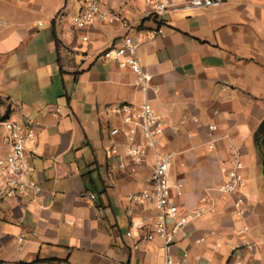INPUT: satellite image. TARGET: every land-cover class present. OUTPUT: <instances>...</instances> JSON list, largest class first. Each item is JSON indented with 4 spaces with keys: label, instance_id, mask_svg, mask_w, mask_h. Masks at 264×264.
Instances as JSON below:
<instances>
[{
    "label": "crops",
    "instance_id": "1",
    "mask_svg": "<svg viewBox=\"0 0 264 264\" xmlns=\"http://www.w3.org/2000/svg\"><path fill=\"white\" fill-rule=\"evenodd\" d=\"M102 1L131 28L58 22L76 0H0V110L42 121L31 157L41 190L0 200V264H164L162 241L146 239L155 206L128 197L150 187L153 155L136 165L125 137L110 135L128 128L113 111L146 101L165 125L159 149L173 154L171 179L184 184L181 210L201 211L177 236L178 264H264V0H171L163 35L143 0ZM127 34L146 85L100 56ZM235 148L242 214L238 195L220 190Z\"/></svg>",
    "mask_w": 264,
    "mask_h": 264
},
{
    "label": "built area",
    "instance_id": "2",
    "mask_svg": "<svg viewBox=\"0 0 264 264\" xmlns=\"http://www.w3.org/2000/svg\"><path fill=\"white\" fill-rule=\"evenodd\" d=\"M79 3L78 11L70 15L67 7L59 11L56 20L60 22L64 18L77 29L83 30L99 21L121 22L126 29L131 28V22L122 17L120 13L105 7L102 0H76ZM125 4H132L139 0H124ZM150 8L151 16L160 23L155 35L164 34V20L172 8L171 0H143ZM224 0H189L193 7L209 8ZM84 40H88L85 36ZM100 56L106 60L118 63L121 67H129L136 74L139 81L146 85L151 76L145 74L138 57V47L133 37L127 34L119 45L109 46L102 51ZM59 113V109L53 112ZM122 116L123 123L128 128H115L110 135H122L127 145V157L136 165H142L147 157L152 154L154 158L153 169L149 179L150 187L139 193L128 195L132 204L142 206L153 204L156 216L153 220V228L146 235L147 240L159 238L163 243L164 264H178L173 254L178 234L185 231L191 219L201 214L200 210L187 213L181 210L177 198L184 193V184L173 182L171 179V167L173 154L160 151L161 139L165 133L164 122L160 119L150 102L146 101L139 106L125 104L113 111ZM42 121L32 118L28 114L22 119L5 117L0 115V200L24 195L28 189H32L37 195L41 188L33 178L35 166L31 161L34 154L33 143L37 137V129ZM211 130H217L216 125H210ZM232 158L226 167V177L220 190L227 194H237L235 207L238 214H242V206L247 199L243 192L246 179L244 177L245 164L239 149L231 150ZM113 154H118L116 146L112 148ZM92 200H96L94 193L90 194ZM143 225H138L141 228ZM23 238L19 240L22 241ZM187 257V254L184 255Z\"/></svg>",
    "mask_w": 264,
    "mask_h": 264
},
{
    "label": "rangeland",
    "instance_id": "3",
    "mask_svg": "<svg viewBox=\"0 0 264 264\" xmlns=\"http://www.w3.org/2000/svg\"><path fill=\"white\" fill-rule=\"evenodd\" d=\"M0 115L3 116L4 115V111L0 110Z\"/></svg>",
    "mask_w": 264,
    "mask_h": 264
},
{
    "label": "trees",
    "instance_id": "4",
    "mask_svg": "<svg viewBox=\"0 0 264 264\" xmlns=\"http://www.w3.org/2000/svg\"><path fill=\"white\" fill-rule=\"evenodd\" d=\"M10 111V108L8 109V112Z\"/></svg>",
    "mask_w": 264,
    "mask_h": 264
}]
</instances>
